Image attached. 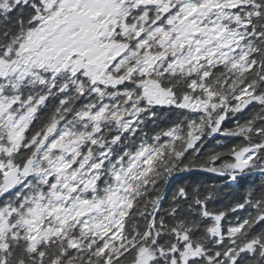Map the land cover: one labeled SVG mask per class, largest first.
<instances>
[{
  "label": "snow or ice",
  "instance_id": "6c2138e0",
  "mask_svg": "<svg viewBox=\"0 0 264 264\" xmlns=\"http://www.w3.org/2000/svg\"><path fill=\"white\" fill-rule=\"evenodd\" d=\"M0 264H264V0H0Z\"/></svg>",
  "mask_w": 264,
  "mask_h": 264
},
{
  "label": "trees",
  "instance_id": "16d2710c",
  "mask_svg": "<svg viewBox=\"0 0 264 264\" xmlns=\"http://www.w3.org/2000/svg\"><path fill=\"white\" fill-rule=\"evenodd\" d=\"M193 180L197 181V182H210V181H214V178L211 177L210 174H205V173H199L196 174L195 176H193Z\"/></svg>",
  "mask_w": 264,
  "mask_h": 264
}]
</instances>
